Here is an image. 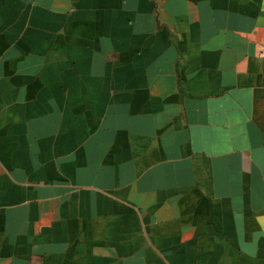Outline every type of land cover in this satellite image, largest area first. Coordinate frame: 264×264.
Instances as JSON below:
<instances>
[{
  "label": "crops",
  "instance_id": "1",
  "mask_svg": "<svg viewBox=\"0 0 264 264\" xmlns=\"http://www.w3.org/2000/svg\"><path fill=\"white\" fill-rule=\"evenodd\" d=\"M0 264H264V0H0Z\"/></svg>",
  "mask_w": 264,
  "mask_h": 264
}]
</instances>
